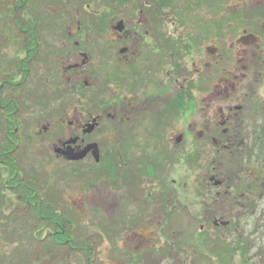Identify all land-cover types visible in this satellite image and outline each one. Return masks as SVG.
Returning a JSON list of instances; mask_svg holds the SVG:
<instances>
[{
    "label": "flooded vegetation",
    "instance_id": "af4514ba",
    "mask_svg": "<svg viewBox=\"0 0 264 264\" xmlns=\"http://www.w3.org/2000/svg\"><path fill=\"white\" fill-rule=\"evenodd\" d=\"M20 4L29 9L25 16L30 22L26 27L10 26L18 48L13 59H5L10 63L0 62L1 219L37 218L40 202H47L51 216L68 215L67 206L58 208L63 199L57 203L50 198V188L40 186L37 150H31L36 138L27 137L26 121H37L42 112L41 116L56 115L59 120V125L48 121L38 124L41 133L50 134L54 129L60 133L56 158L82 167V176L85 168L102 175L108 171V185L118 195L136 186L142 190L146 180L155 179L157 169L164 172L167 163L174 162V156L168 154L180 150L184 137L210 138L211 144L204 146L214 155L207 187L215 188L213 195L221 206L220 213L217 210L214 214L226 218L223 223L214 219V227H223L232 236L237 224L241 226L237 219L256 218V225H262L264 125L258 118L262 117L264 100L257 96V90L264 81V40L254 34L240 38L253 49L243 56L245 79L254 73L256 77L248 81L243 101L235 103L229 96L233 82L225 75L229 73L228 45L222 22L230 0H47L41 9L39 0H20ZM244 5L243 10H259L255 17H262L264 0H244ZM39 10L43 17L38 22ZM200 10H210L211 18L199 22L194 15ZM214 36L221 37V48L208 42H215ZM6 37L0 34V58L6 50ZM216 69L224 75L218 83L213 81ZM40 85L49 88L51 97L39 98ZM72 90L81 97L71 109ZM91 91L97 94L95 101L86 96ZM55 92L58 97H54ZM219 97H226L227 104L216 109ZM97 134L104 135L109 152L103 151L100 140L92 138ZM92 145L97 146L99 162ZM191 147L195 150L192 156H196L201 149L198 142L192 140ZM68 148L76 154L86 151L84 158L69 160ZM147 148L154 154H147ZM138 151L139 155L145 153L139 156ZM230 161H235L234 169L220 168ZM173 182L178 186L177 180ZM160 192H156L160 214H165L167 196ZM131 196H117L116 208L110 211L126 216L133 201L146 207L147 196L152 194L142 192L137 200ZM162 223L160 220L159 230ZM244 234H239L243 243L240 240L237 248L241 253L246 245L248 253L256 250L252 258L256 264L262 258V241H245ZM146 236L141 235L140 245L151 242L153 237ZM227 248L230 255L231 247ZM184 259L182 263L188 264Z\"/></svg>",
    "mask_w": 264,
    "mask_h": 264
},
{
    "label": "rangeland",
    "instance_id": "374dc122",
    "mask_svg": "<svg viewBox=\"0 0 264 264\" xmlns=\"http://www.w3.org/2000/svg\"><path fill=\"white\" fill-rule=\"evenodd\" d=\"M39 1L41 9L42 3H46L47 0ZM243 6H245L244 0H230L228 10L225 13V20L222 21L224 23V33L227 34L225 44L228 45V47L226 46L228 53L225 55L229 73H225V75H230L231 82H233L234 88L231 89L229 96L231 101H236L235 103L244 97L245 88L256 77L254 73V78L251 75L245 79V71L241 69L243 56L246 53L245 51H252L253 49L240 38L243 34H254L259 40H264V8L261 11L262 17L256 18L255 16H259L256 15L259 10H243ZM243 12L245 15H243ZM3 13L4 11L0 13V34L5 33L7 37L4 47L6 50L0 58V62L10 63L8 61L13 59L11 56L14 55V51L18 48V42L15 38V32L10 29V26L5 25L6 18ZM210 13V10H200L194 16L199 22H205V19L207 21V19L211 18ZM43 14L45 16L46 13L44 12ZM4 26L7 27L6 30ZM200 33H202L201 30ZM214 39L215 42L214 40H209L208 42L212 41L221 48V37L217 38L214 36ZM205 43L206 41H204ZM223 76L221 71L216 69L213 81L218 83ZM257 91V96L264 100V81L262 88H258ZM54 94V97H58L56 92ZM86 96L92 97L94 101L97 98V94L95 95L94 91H91ZM45 97H51V92L47 86L42 87L40 85L39 98ZM69 97L71 98L69 105L72 109L79 104L78 98L81 95L76 90H72L69 92ZM225 104H227L226 97H219L215 100L216 109L225 107ZM41 115L42 112H40V118L37 121H26L27 137L36 138L31 150H37L36 162L38 166L36 172L40 186L50 188L52 192L50 196L54 197H50L52 200L57 202L58 199H63V205L58 204V208L62 209L63 206H67L68 215L66 216L69 221H74V224L78 227L75 229H78L80 234L96 239L97 243L94 248L99 253L98 258L101 264H183L181 260L184 258H187L188 264H246L247 262L248 264H255L252 258L255 257L256 250L250 253H241V250L237 248L240 240L242 241L239 237V234L242 233H245L243 235L246 236L245 241L251 243L262 241L263 250H260V252H263L262 258L258 259L256 264H264V216L262 217V225L258 223L256 225V221L258 222L256 218L237 219V223L241 222V226L237 224V232L232 236H228V232L226 233L223 227L216 228L212 223L214 219L223 223L226 218L214 214V212L221 209V206L219 202H216L217 197L213 195L216 191L215 188L207 187V181L212 171L211 161L214 155L208 153L204 146L211 144L210 138L201 139L194 137L192 139V137H184L182 144L179 145L181 146L180 150L168 154L174 156V162L172 164L168 162L164 172L157 169V174L153 175L155 179L145 181L144 189H142L144 191L136 186V188L128 192L132 196L134 195L135 200L142 198V192L147 195L151 192L152 196H147L149 202L148 204L146 202V207H142L143 203L141 204V201H133L126 211V216H115L114 212L110 210H115L117 196L123 198L128 193L124 191L118 195L111 192L108 185L111 177L108 176V171L102 175L101 171L97 172L93 169L85 168V170L87 169L85 171L86 175L82 176V167L67 165L64 161L57 159L54 149L58 143L60 133L55 129L50 134L41 133L42 126L38 127V124L44 125L47 121L58 123V117L56 115L54 117ZM70 118L74 119L72 116ZM258 122L264 125V110L262 117L258 118ZM103 136V134H97L92 138L100 140L103 151L107 153L109 152L110 144ZM192 140H196L201 148L195 154L196 156H192L195 151L191 147ZM141 142L148 146V143L144 142L143 139ZM149 142H152V138L149 139ZM144 153L142 152L139 155L138 151L139 156ZM146 153L154 154L152 149L148 150V148ZM220 161L222 162L223 160ZM262 161H264V147ZM234 162L230 161L225 167L220 168L234 169L236 165ZM152 163L154 164V161ZM25 171L27 175L31 174L28 168ZM262 174L264 176V170ZM174 179L177 180L178 186L173 182ZM84 184L87 187V192L84 191ZM209 188H211L212 192ZM159 189H161L160 193L162 195L167 196V200L164 203L165 214H160V201L158 194H156ZM101 195L109 203H105L101 199ZM111 201L114 206H112ZM218 212L220 213V210ZM3 219L7 226H1L0 217V257L5 256L12 259L14 257L18 264L26 263L31 256H34V252L38 247V244L31 239V230H33L35 225L24 220L21 222L17 220L18 222H16L10 221V218ZM160 220L163 223L159 230ZM143 223L144 228L142 227ZM202 227H205L204 231ZM256 229L258 231H255ZM136 232L153 238H151V242L148 245H140L142 244L140 242L142 237L141 235L140 237L135 236ZM254 232L257 233L255 236ZM224 244L234 250L230 255H227L228 253L225 254L227 256L226 261H221L219 259ZM192 249L195 250V253H192ZM236 250L238 251L235 252ZM257 252L260 253L259 250ZM189 253L190 256H188ZM244 254L245 258H243Z\"/></svg>",
    "mask_w": 264,
    "mask_h": 264
},
{
    "label": "trees",
    "instance_id": "16d2710c",
    "mask_svg": "<svg viewBox=\"0 0 264 264\" xmlns=\"http://www.w3.org/2000/svg\"><path fill=\"white\" fill-rule=\"evenodd\" d=\"M40 5L41 4L38 6L39 9ZM3 11L6 18L5 25L7 26L17 28L20 24L22 27H26L30 22L25 16V12L29 11V9L26 8L25 5L21 6L20 0H1L0 13ZM41 19L42 15L39 10L38 22L41 21ZM39 34H41L40 30ZM39 42L41 41L39 40ZM40 204L42 207L39 209L37 218L23 216L17 219H9L10 221L16 222H18L17 220L20 222L24 220L25 222L35 225L33 230H31V239L38 244V247L34 252V256H31L29 261L26 263L23 262L22 264H101L98 258L99 253L96 248H94L97 243L95 241L96 239H91L90 237H85L83 234H80L78 229H75L78 228L77 225L74 224V221H69L67 216H51L52 212L46 209L47 202H40ZM1 226H7L4 219H1ZM215 243L217 244V242ZM241 243H243V241H241ZM216 246L218 247V245ZM240 247L241 246L238 245V248ZM228 249L229 248H227L225 244L222 246L219 260L223 261L225 259L226 261L227 256H225V254L229 252ZM243 249L245 251L243 250L244 252L242 253H248V245ZM233 250L232 248L230 249V254L233 253ZM243 258H245V254ZM0 264H18V262L14 257L12 259L1 256ZM246 264H248V262Z\"/></svg>",
    "mask_w": 264,
    "mask_h": 264
},
{
    "label": "water",
    "instance_id": "95a60500",
    "mask_svg": "<svg viewBox=\"0 0 264 264\" xmlns=\"http://www.w3.org/2000/svg\"><path fill=\"white\" fill-rule=\"evenodd\" d=\"M92 148H95V151H94V154L96 155V161L99 162L100 160V157H99V153H98V149H97V146L96 145H92L91 146ZM85 152H82L80 154H76L74 152V150H72L71 148H68L66 154L68 155V159L71 160V161H79V160H82L85 156ZM216 224H218L217 222H215Z\"/></svg>",
    "mask_w": 264,
    "mask_h": 264
}]
</instances>
